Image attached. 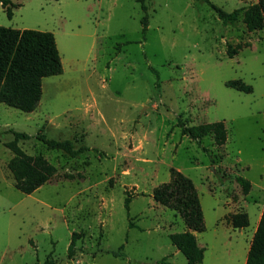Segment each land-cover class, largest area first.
Segmentation results:
<instances>
[{
  "label": "rangeland",
  "instance_id": "obj_1",
  "mask_svg": "<svg viewBox=\"0 0 264 264\" xmlns=\"http://www.w3.org/2000/svg\"><path fill=\"white\" fill-rule=\"evenodd\" d=\"M11 1L12 16L0 1V25L52 32L63 72L43 78L32 112L0 103V264H187L169 237L187 230L184 219L152 196L171 168L200 197L201 264H244L264 208V27L249 30L242 13L223 24L203 0H146L145 33L137 0ZM211 1L232 11L257 0ZM228 47L240 48L230 57ZM235 79L252 91L227 85ZM214 121L225 123L224 144L180 125ZM16 131L28 134L17 138L26 153L57 167L29 194L7 165ZM41 135L90 149L70 156ZM236 212L248 226L232 225ZM122 245L121 256L108 252Z\"/></svg>",
  "mask_w": 264,
  "mask_h": 264
},
{
  "label": "trees",
  "instance_id": "obj_2",
  "mask_svg": "<svg viewBox=\"0 0 264 264\" xmlns=\"http://www.w3.org/2000/svg\"><path fill=\"white\" fill-rule=\"evenodd\" d=\"M9 16L13 15V8L20 4L11 0H0ZM145 10L142 21V31L146 32L148 14L146 0H137ZM207 2L216 12L223 24H236L243 14L242 20L249 30L264 27V0H257L247 8L239 7L226 11L211 0ZM238 48H227V54L232 57L238 53ZM63 72L61 55L56 38L50 31L31 28L18 29L0 25V103H5L25 112L34 111L42 97V80L46 76ZM227 85L240 91H252V86L241 79L230 80ZM182 125V132L191 139H202L212 135L216 144H224L227 140V128L223 121L201 123L197 125ZM16 138L7 143L14 155L8 161L17 189L24 193H31L38 187L52 179L57 173V167L43 154H28L17 143V138L28 137L27 133L15 132ZM41 139L49 148L60 149L70 156H77L89 147L75 149L70 139H53L41 135ZM207 149V148H205ZM170 180L163 182L153 189V199L168 208L177 211L185 221L187 230L170 234V240L176 248L185 255L187 264H201L204 259L205 248L198 244L196 232L206 229L204 212L200 197L193 180L180 170L171 168ZM245 192L250 189V181L238 176ZM131 197L125 199L126 209L129 210ZM234 227L249 225L247 212H236L231 215ZM132 226V223H130ZM78 233L72 234V241L68 248V256L75 254L74 246ZM108 251L115 257L121 256V249ZM40 264H54V260L46 259ZM245 264H264V208L254 231Z\"/></svg>",
  "mask_w": 264,
  "mask_h": 264
},
{
  "label": "crops",
  "instance_id": "obj_3",
  "mask_svg": "<svg viewBox=\"0 0 264 264\" xmlns=\"http://www.w3.org/2000/svg\"><path fill=\"white\" fill-rule=\"evenodd\" d=\"M263 210V209H262ZM262 210H261V213H262ZM261 213H260V215H259V219H260V216H261ZM258 222H259V220H258ZM257 227V226H256ZM256 229V228H255ZM255 231V230H254ZM253 234H254V232H253ZM196 236H197V234H196ZM252 237H253V235H252ZM251 240H252V238H251ZM251 240H250V243H251ZM250 243H249V246H250ZM199 244V243H198ZM200 245V244H199ZM201 246V245H200ZM202 247H204V246H202ZM205 248V247H204ZM245 261H246V258H245ZM245 261H244V264H245Z\"/></svg>",
  "mask_w": 264,
  "mask_h": 264
},
{
  "label": "bare ground",
  "instance_id": "obj_4",
  "mask_svg": "<svg viewBox=\"0 0 264 264\" xmlns=\"http://www.w3.org/2000/svg\"><path fill=\"white\" fill-rule=\"evenodd\" d=\"M204 240V239H203ZM242 251V250H241Z\"/></svg>",
  "mask_w": 264,
  "mask_h": 264
}]
</instances>
